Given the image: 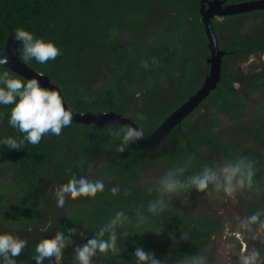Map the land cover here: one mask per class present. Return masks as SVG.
I'll use <instances>...</instances> for the list:
<instances>
[{
    "label": "trees",
    "instance_id": "obj_1",
    "mask_svg": "<svg viewBox=\"0 0 264 264\" xmlns=\"http://www.w3.org/2000/svg\"><path fill=\"white\" fill-rule=\"evenodd\" d=\"M202 1L0 0V53L18 27L54 41L61 50L55 60L40 64L32 59L27 64L60 87L68 107L76 113L128 115L148 137L201 86L209 72ZM246 1L252 0L228 3ZM213 25L225 51L221 82L156 147L145 151L135 142L118 152L120 139L109 133L116 126L99 129L75 121L59 142L45 133L36 145L26 140L20 149L0 145V228L34 229L28 240L21 237L28 244L14 258L16 264H36L38 248L51 244L53 236L65 235H72V240L64 249L62 264H76L75 246L85 243L117 211L131 219L123 229L127 235L118 230L119 253L97 252L93 264H135L132 253L137 246L168 264L196 254L213 264V238L222 230L221 219L190 211L172 197L196 195L195 189L165 197L167 207L158 215L148 213L147 206L160 197L159 180L164 175L175 170L184 179L202 172L214 150L223 164L239 159L253 162L252 186L242 188L254 200L244 206L243 215L248 219L258 215L256 221L249 219L255 238L248 244L264 256V236L258 233L264 231V61L251 65L250 71L243 67L251 55L264 53V10L214 18ZM3 71L26 80L0 66ZM254 103L256 118L245 124L242 121ZM11 108L0 105V139L19 141L24 134L9 125ZM138 113L143 119L137 118ZM218 114L235 122V128H220ZM234 133L241 137L235 138ZM151 153H157L164 165L149 189L140 180ZM92 163L94 178L90 180L102 176L113 181L104 183V190L95 197L82 196L83 204L50 216L46 182L70 183L87 173ZM112 187L119 191L113 194ZM137 210L144 213L143 221L138 222ZM73 227L76 234L68 232Z\"/></svg>",
    "mask_w": 264,
    "mask_h": 264
},
{
    "label": "clouds",
    "instance_id": "obj_2",
    "mask_svg": "<svg viewBox=\"0 0 264 264\" xmlns=\"http://www.w3.org/2000/svg\"><path fill=\"white\" fill-rule=\"evenodd\" d=\"M14 39L22 42L21 59L27 63L34 59L40 64L49 60H55L61 50L56 43L50 39L37 37L30 30L18 27L14 31ZM8 58L0 54V65H6ZM37 75L31 79L11 77L8 71L0 72V105H12L8 123L11 127L24 134L17 141L14 137L0 139V145H7L11 149H20L24 141L32 145L38 144L45 133L51 139L59 142L65 133L72 130L73 117L66 114L63 97L60 90L55 86H42ZM3 113L0 112V116ZM138 119L143 115L138 113ZM111 136L119 138L118 152H124L131 143H135L144 137L143 131L134 124L117 125L110 129ZM179 171H182L180 169ZM255 168L251 160L239 159L234 163L217 164L210 162L205 165L202 172L181 179L175 170H170L159 180L160 197L150 201L147 212L158 215L167 207L165 197L180 191L193 189L199 192H207L209 186L216 190H223L227 194L233 193L237 188L251 187ZM104 190L101 180H90L81 175L75 178L66 189L56 195L57 212L64 213L66 202L77 197H95L98 192ZM117 187H112L111 192L116 194ZM138 222L145 219L144 213L137 210ZM251 221L258 219L257 214L249 217ZM131 223L130 217L123 211H117L115 215L101 226L98 231L86 240L85 243L76 245L74 258L76 264H93V257L99 253H119L117 245L118 230L121 235H127L123 229ZM70 234H76L77 228L68 229ZM159 233V232H157ZM107 234V236H106ZM84 233H81L83 236ZM106 236V238H105ZM72 240V235L59 236L54 243H45L35 253L36 264H62L64 249ZM28 241L10 232H0V264H16L15 257L20 256L26 248ZM135 264H168V261L155 257V254L145 251L143 247L137 246L132 253ZM175 264H207L206 257L200 254L178 259Z\"/></svg>",
    "mask_w": 264,
    "mask_h": 264
},
{
    "label": "rangeland",
    "instance_id": "obj_3",
    "mask_svg": "<svg viewBox=\"0 0 264 264\" xmlns=\"http://www.w3.org/2000/svg\"><path fill=\"white\" fill-rule=\"evenodd\" d=\"M219 18V17H218ZM220 19V18H219ZM264 61V53H255L251 55L244 63L243 67L246 71H250L251 65H259ZM257 104H253L249 110L246 119L242 122L249 124L256 118ZM221 126L224 129L235 128V122L224 117L222 114H218ZM235 138H240L241 135L234 133ZM211 162L217 164H223L221 161L220 153L216 150L209 154ZM163 163L157 153H151L146 161L144 171L140 180V183L146 188H153L155 181L160 174ZM95 164L92 163L89 167L86 176L88 179L94 178ZM103 183L113 181L109 177H102ZM71 183V182H70ZM70 183H57L56 181L49 180L45 184V190L48 195V202L46 209L50 216H54V212L57 210L56 195L59 191L66 189ZM172 197L178 199L183 204H187L190 211H202L207 214L217 216L222 221V230L213 238L212 252L214 254L213 264H264V256L260 255L259 251H253L249 248L250 244L254 242V235L249 229L251 226L250 220L243 215L244 206L249 205L254 199L247 195L243 188H237L233 193H222L221 190H216L209 186L207 192L196 191V195L187 196L182 194H175ZM80 198L77 197L73 200L66 202V208L83 204ZM50 223L46 225L42 230L45 231L49 228ZM34 229H30L29 232L21 231L17 228H0V232H10L19 237H25L27 240L33 233ZM258 233L264 236V231L258 230ZM53 236L51 244L59 237ZM249 240V241H248Z\"/></svg>",
    "mask_w": 264,
    "mask_h": 264
},
{
    "label": "water",
    "instance_id": "obj_4",
    "mask_svg": "<svg viewBox=\"0 0 264 264\" xmlns=\"http://www.w3.org/2000/svg\"><path fill=\"white\" fill-rule=\"evenodd\" d=\"M254 10H264V0H252L241 3H228V0H203L201 7L202 22L205 26V32L208 38L209 57L207 63L209 64V72L204 78L201 86L192 93L176 110H174L148 137L144 136L137 141L140 148L143 150H150L160 143H162L169 133L176 127H180L182 122L189 117L215 90L222 79V65L225 51L220 47L218 36L215 32L213 19L222 18L227 15L240 14L251 12ZM21 41L14 39V35H10L6 42L4 50L0 53L8 58L6 66L18 75L31 79L37 75L42 86H55L60 90V87L53 84L49 76L34 70L27 63L21 59ZM64 100L65 112L73 117V121L92 124L99 129L106 125L112 124L114 126H124L125 124L139 125L128 115L110 111L100 114L93 113H76L72 111L60 90Z\"/></svg>",
    "mask_w": 264,
    "mask_h": 264
},
{
    "label": "flooded vegetation",
    "instance_id": "obj_5",
    "mask_svg": "<svg viewBox=\"0 0 264 264\" xmlns=\"http://www.w3.org/2000/svg\"><path fill=\"white\" fill-rule=\"evenodd\" d=\"M209 215L213 216L212 214H209Z\"/></svg>",
    "mask_w": 264,
    "mask_h": 264
}]
</instances>
